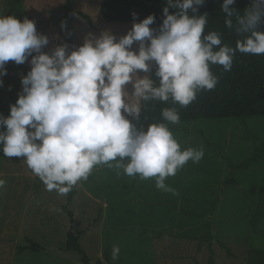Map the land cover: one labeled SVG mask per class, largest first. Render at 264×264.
Instances as JSON below:
<instances>
[{
  "label": "clouds",
  "instance_id": "9594fccd",
  "mask_svg": "<svg viewBox=\"0 0 264 264\" xmlns=\"http://www.w3.org/2000/svg\"><path fill=\"white\" fill-rule=\"evenodd\" d=\"M205 2L164 0L158 29L150 27L153 14L135 22L133 12L131 28L119 38L88 33L78 46L63 43L49 52L43 51L49 38L33 20L0 14V78L10 61L30 64L8 116L0 114V152L23 158L45 190L60 196L101 166L117 176L154 179L158 190L178 195L167 178L189 161L199 163L203 146L182 149L169 127L181 122L175 106L160 110L161 122L137 123L149 119L150 103L187 107L201 91L213 90L219 77L211 65L230 72L237 52L264 55V0H249L243 10L236 0H222L224 25L239 37L235 47L220 32L205 33L209 15L199 13ZM5 184L0 178V189ZM119 251L113 246V260Z\"/></svg>",
  "mask_w": 264,
  "mask_h": 264
},
{
  "label": "rangeland",
  "instance_id": "374dc122",
  "mask_svg": "<svg viewBox=\"0 0 264 264\" xmlns=\"http://www.w3.org/2000/svg\"><path fill=\"white\" fill-rule=\"evenodd\" d=\"M11 1L0 0V14L8 15ZM99 1L70 0L77 46L88 33L109 31L119 38L132 26L103 24ZM64 3L23 0L12 15L33 20L37 31L49 38L43 49L49 52L61 44L64 35L60 27ZM76 13L89 16L92 27ZM29 70L27 62L17 65L10 61L7 75L0 78V114L4 115L8 100L15 103L21 92L20 78ZM141 125L147 127L137 123V127ZM169 127L182 149H204L199 163L189 161L167 178L166 184L178 195L158 190L154 179L117 176L106 166L97 167L87 181L73 188L75 195L68 209L74 216L75 231L83 232L80 245L90 264L97 260L102 264H208L209 247L215 264H245L249 249L264 252V241L248 226L256 203V196H250L248 190L253 183L260 184L264 159L250 162L243 170L228 163L253 157L264 141V117L196 120ZM0 178L6 180L0 189V264H81L76 254L61 252L68 224L62 211L66 196L45 190L23 158H7L2 152ZM227 179H235L238 185H220ZM25 237L43 249L17 253ZM113 246L120 250L116 260L111 255Z\"/></svg>",
  "mask_w": 264,
  "mask_h": 264
},
{
  "label": "trees",
  "instance_id": "16d2710c",
  "mask_svg": "<svg viewBox=\"0 0 264 264\" xmlns=\"http://www.w3.org/2000/svg\"><path fill=\"white\" fill-rule=\"evenodd\" d=\"M23 0H12L8 15H12L15 9L21 5ZM249 0H236L234 7L243 10L248 5ZM222 0H206L205 4L199 7V13L207 12L209 23L205 33L209 30L220 32L222 42L235 47V41L239 37L224 25V14L220 11ZM164 0H100L98 14L101 22L105 25L121 26L132 24V13L137 14L135 22H139L149 14L155 16V23L150 25L157 28L162 23V8ZM233 7V6H230ZM170 12L173 9H169ZM77 16L88 26L92 27L91 18L83 13H76ZM191 14V12H189ZM74 12L70 0H65L62 11V20L67 22L61 44L67 43L70 46H77L75 41V28L72 25ZM264 31V25L260 29ZM71 33L69 36L68 33ZM10 62L6 65L9 68ZM212 72L219 77L217 86L211 91H201L197 94V99L187 107L173 105L171 101L167 104L153 102L149 104L147 116L148 120L139 123L149 124L161 122L160 110L164 107L175 106L180 115L181 122L196 120H244L251 117H264V55H251L236 53L233 66L230 72H224L222 66L211 65ZM154 72V69H153ZM154 78V77H153ZM14 104L13 100H8L3 108L4 116L9 114V105ZM170 126V125H169ZM264 159V141L256 149L252 158L229 166L236 170H243L248 167L250 162ZM222 186H235L238 182L235 179H227L220 183ZM250 196H256V203L251 214L248 226L251 232L264 241V176L260 184L253 183L248 190ZM75 190L73 189L66 195V207L62 208L63 213L68 218V224L64 229V246L61 252H71L79 257L81 264H90L87 253L80 245V236L83 232H76L73 226L74 216L68 209L73 201ZM24 245L16 248L17 253L22 254L26 251L38 253L43 248L33 240L25 237ZM95 264H102L97 260ZM208 264H215L214 251L209 247ZM245 264H264V252L257 249H249Z\"/></svg>",
  "mask_w": 264,
  "mask_h": 264
}]
</instances>
